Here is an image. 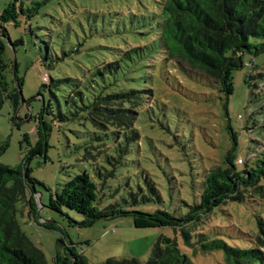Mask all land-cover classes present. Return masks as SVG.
Returning a JSON list of instances; mask_svg holds the SVG:
<instances>
[{"label":"rangeland","instance_id":"374dc122","mask_svg":"<svg viewBox=\"0 0 264 264\" xmlns=\"http://www.w3.org/2000/svg\"><path fill=\"white\" fill-rule=\"evenodd\" d=\"M10 1L0 0V11ZM23 2L25 6L35 2L39 5L36 15L29 20L20 17V26L7 27L12 40H23L16 46V53L12 48L11 53L18 63L17 73L23 78L21 91L25 102L17 111L8 100L0 108V141H8L0 164L12 167L21 164L28 148L36 142V117L43 102L50 99L53 112L57 113L54 97L41 88L43 74L48 79L45 84L49 77L72 78L51 89L66 110L64 97L74 88L73 79L81 80V85L88 84L95 66L103 57L110 58L113 49L125 48L126 43L153 41L159 21L157 0ZM45 42L58 57L52 68L42 63ZM145 51L147 54L148 49ZM153 54L154 58L150 59L148 53V58L143 57L125 69L118 83L123 88L138 89L142 95L137 121L139 139L129 144L114 175L106 178L99 206L114 204L126 208L123 200L129 199L138 185L145 187L147 176L155 183L162 200L138 202L132 208H162L180 216L187 212L184 202H199L203 170L223 160L233 146L232 133L237 140L233 153L243 161L237 164L239 169L264 159V52L244 56V65L233 72V93L227 100L210 79L166 61L163 55ZM51 118L45 116L47 122ZM50 125L44 155L35 154L28 161L29 176L37 181L33 194L36 209L33 215L27 204L18 203L17 219L22 231L42 250L48 264H53L56 252L70 242L77 252L82 247L89 264L103 263L108 258H134L145 263L160 235H175L170 227L137 228L131 217L102 219L81 227L73 222L83 219L79 213L66 208L60 213L47 207L50 196L74 175L87 170L94 177L98 170L112 168L105 156H95L97 144L104 140L109 146L112 137L83 119L53 121ZM256 215L264 217V202L247 197L242 202L220 206L202 230L243 246L244 239H252L256 232ZM43 221L55 222L58 230L41 226ZM176 235L180 250L191 255L192 250ZM194 259L197 264L222 263L220 253H198Z\"/></svg>","mask_w":264,"mask_h":264},{"label":"trees","instance_id":"16d2710c","mask_svg":"<svg viewBox=\"0 0 264 264\" xmlns=\"http://www.w3.org/2000/svg\"><path fill=\"white\" fill-rule=\"evenodd\" d=\"M34 4L25 6L23 0H11L0 11V108L8 100L17 111L19 89L23 83L17 73L18 63L11 53V48L16 53V46L23 40L22 37L12 40L7 27L9 24L20 26V17L29 20L36 15L39 3ZM157 4L159 21L153 35L155 39L145 44L126 43L125 48L113 49L110 58L103 57L95 66L88 84L81 85V80L73 79L74 88L64 97L66 110L62 109L60 100L51 89L72 78L49 77L48 84H45L48 79L44 81L41 88L49 90L54 97L57 113L53 112L50 99L43 102L36 117L35 144L28 148L19 166L0 164V264H48L42 250L19 225L18 203L27 204L34 215L33 194L37 181L29 176L28 161L35 154L44 155L50 123L74 119H83L107 137H112L109 146L104 140L97 144L98 153L95 155L105 156L112 168L98 170L94 177L87 170L74 175L54 196H50L47 207L60 213L62 208L79 213L83 219L73 222L81 227L92 226L102 219L131 217L134 227H170L175 234L173 237L160 235L145 263L134 258H108L99 264H197L194 257L198 253H220L221 264H264V217L255 216L256 232L252 239H244L246 245L243 246L230 244L222 236L202 230L209 216L222 205L242 202L247 197L264 202V159L239 169L237 164L243 161L238 162L239 158L233 153L237 144L234 133L233 146L223 160L204 168L199 202H184L186 213L178 216L162 208L151 211L132 208L138 202L160 203L162 200L155 183L147 176L144 177L145 187L138 185L137 191H131L130 198L123 200L126 208L114 204L99 206L106 178L114 175L116 166L128 152L129 144L139 139L137 121L143 104L142 95L138 89L123 88L118 84L125 69L133 67L148 53L150 59L154 58L153 52H156L166 61L183 65L187 71H195L210 79L227 100L233 93V72L244 65V56L254 57L264 52V0H157ZM45 43L42 63L46 68H52L58 57L53 53L54 48ZM47 115L52 116L50 122L45 120ZM100 138L96 137L97 140ZM24 140L30 144L27 135ZM7 147L8 141H0V155ZM40 225L58 230L53 221H43ZM176 234L192 250L191 255L180 250ZM80 250L77 252L70 242L56 252L53 264H89L82 247Z\"/></svg>","mask_w":264,"mask_h":264},{"label":"water","instance_id":"95a60500","mask_svg":"<svg viewBox=\"0 0 264 264\" xmlns=\"http://www.w3.org/2000/svg\"><path fill=\"white\" fill-rule=\"evenodd\" d=\"M13 68H15V58L13 60ZM40 97H41V99L43 101V97L42 96H40ZM24 102H25V100L23 98L22 91H21V89H19V107H22Z\"/></svg>","mask_w":264,"mask_h":264},{"label":"built area","instance_id":"2783aa9c","mask_svg":"<svg viewBox=\"0 0 264 264\" xmlns=\"http://www.w3.org/2000/svg\"><path fill=\"white\" fill-rule=\"evenodd\" d=\"M42 79H43V81H47V76H46V74H43ZM237 161H238V162H241L242 160L239 158Z\"/></svg>","mask_w":264,"mask_h":264}]
</instances>
